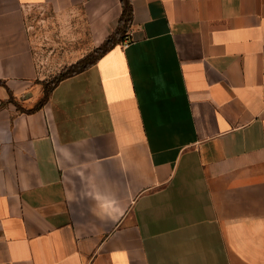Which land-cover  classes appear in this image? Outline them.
<instances>
[{
	"label": "crops",
	"instance_id": "obj_1",
	"mask_svg": "<svg viewBox=\"0 0 264 264\" xmlns=\"http://www.w3.org/2000/svg\"><path fill=\"white\" fill-rule=\"evenodd\" d=\"M131 1L128 42L25 112L28 9L98 47L123 8L0 0V264H264V0Z\"/></svg>",
	"mask_w": 264,
	"mask_h": 264
},
{
	"label": "rangeland",
	"instance_id": "obj_2",
	"mask_svg": "<svg viewBox=\"0 0 264 264\" xmlns=\"http://www.w3.org/2000/svg\"><path fill=\"white\" fill-rule=\"evenodd\" d=\"M26 22L39 77L43 79L41 100L43 83L48 84L85 58L96 44L85 21L74 11L58 12L49 7L34 6L28 9ZM37 103L17 105L20 109H31Z\"/></svg>",
	"mask_w": 264,
	"mask_h": 264
},
{
	"label": "trees",
	"instance_id": "obj_3",
	"mask_svg": "<svg viewBox=\"0 0 264 264\" xmlns=\"http://www.w3.org/2000/svg\"><path fill=\"white\" fill-rule=\"evenodd\" d=\"M122 4V14L119 19L118 26L116 30L109 35L102 44L96 47L93 52L88 54L85 58L74 64L67 71L62 72L57 77L54 78L53 81L48 84H44V95L43 98L31 109H21L25 112H33L41 109L45 103L49 100L50 94L52 90L64 79L76 75L90 66L94 65L104 54H106L109 50L115 47L117 44L124 41L126 34L128 33L130 26L133 21V4L131 0H120ZM0 83H3L0 80ZM11 101H15L14 97L11 95Z\"/></svg>",
	"mask_w": 264,
	"mask_h": 264
},
{
	"label": "built area",
	"instance_id": "obj_4",
	"mask_svg": "<svg viewBox=\"0 0 264 264\" xmlns=\"http://www.w3.org/2000/svg\"><path fill=\"white\" fill-rule=\"evenodd\" d=\"M128 40V37H126V41ZM128 42V41H127Z\"/></svg>",
	"mask_w": 264,
	"mask_h": 264
}]
</instances>
